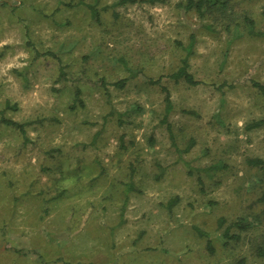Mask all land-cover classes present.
<instances>
[{
    "label": "rangeland",
    "instance_id": "rangeland-1",
    "mask_svg": "<svg viewBox=\"0 0 264 264\" xmlns=\"http://www.w3.org/2000/svg\"><path fill=\"white\" fill-rule=\"evenodd\" d=\"M116 2L0 0V264H264V0Z\"/></svg>",
    "mask_w": 264,
    "mask_h": 264
},
{
    "label": "trees",
    "instance_id": "trees-1",
    "mask_svg": "<svg viewBox=\"0 0 264 264\" xmlns=\"http://www.w3.org/2000/svg\"><path fill=\"white\" fill-rule=\"evenodd\" d=\"M155 1H157V0H117L116 3L117 4L136 3V2L154 3ZM226 3H227L226 0H186V2L181 4L180 6L184 10L191 9L194 12H196L198 14V16H203L205 13L210 12L213 9H216V11L224 10L225 7H226ZM85 5H86L87 8L90 9V12L92 14L97 15V11L95 10L93 4H85ZM245 22H246V24L249 27V33H251L253 35H259V36H263L264 35V31H256V30H254V27H253L254 22H253V20H251L250 18H245ZM194 41H195L194 35H190L189 41H188L187 45L184 47L185 55L181 58L179 67L175 71H173L171 74L167 75V77H169V78H171V79H173L175 81L181 79L182 81H184L188 85H197V84L201 83L200 80H197V79L194 78V76L189 72V69H188V67H189L188 57L192 53V48H193V45H194ZM46 54L54 56V54L51 53V52H47ZM59 74H60V76L64 75L63 68L61 67V65L59 66ZM162 77L163 76H158L156 79H149V81H150V83L158 84L160 86V90L164 93V103L165 104H164V115H163L162 121L164 123H166V129L168 131V135H169V137H170V139L172 141V144L175 146L174 138H173V132L171 130L170 124L167 122L168 115L172 111V103H171V100L169 98V93H168L167 88H165V86H163L161 84ZM125 81H126V78H122V79H119L118 81L114 82L113 85L116 86V87L121 88V87L124 86ZM248 82L250 83V85L253 88H255L258 91V93L261 95L262 99L264 100V83H262V82H260L258 80H255L253 78H249ZM221 85H226L228 87H231V84L226 82V81H223L221 83ZM78 95H79V92L76 91L75 92L76 98L78 97ZM13 108H15V105L10 104L8 101L4 102L3 107L0 108V123H2L4 125H7V126H11V127L15 128V129H17L19 131L20 135L23 137V139L25 141H27V137H26V125H27V123L26 122H18V121L12 120L10 118H7L4 115V110L5 109H13ZM263 124H264V119H259V120H256V121L252 122L251 124H249L248 127L249 128L259 127V126H261ZM191 146H192V141L190 140L186 144V146L182 150H179V151L186 152V151L189 150V148ZM247 163L249 165L255 166V167H261V168L264 167V160H262L260 158L248 159ZM198 181H199V183H202L201 179H198ZM258 200L260 202H262V204L264 206V186H263L261 195L258 198ZM174 202H175V199L169 200L168 203H167V207H171ZM263 214H264V207H263ZM222 221H223V219L220 218L218 220V225H220L222 223ZM233 225L235 227H237L238 229H244V228L247 227L246 224L241 219L235 221L233 223ZM195 230H196L197 234L206 237V241H207L206 246H207V249L211 252L213 250V247L211 245L210 239L207 238L208 237L207 232H205V231L203 232L197 227H195ZM222 236L226 240H229V239H232V238L237 240L239 238V235H237V234H229L228 227L223 230ZM256 254L260 255V256H264V246H258L256 248ZM243 263H244V260L243 259H239L235 264H243Z\"/></svg>",
    "mask_w": 264,
    "mask_h": 264
}]
</instances>
